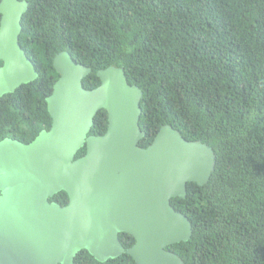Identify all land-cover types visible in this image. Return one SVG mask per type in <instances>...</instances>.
<instances>
[{"label": "trees", "instance_id": "1", "mask_svg": "<svg viewBox=\"0 0 264 264\" xmlns=\"http://www.w3.org/2000/svg\"><path fill=\"white\" fill-rule=\"evenodd\" d=\"M19 44L37 77L0 96V139L32 140L49 128L46 97L58 77L53 56L67 51L96 71L121 66L142 91L139 126L147 146L161 125L207 143L214 169L202 185L172 197L191 234L167 249L184 264H264V0H27ZM1 64V61H0ZM106 109L88 134H102ZM85 152L81 146L75 157ZM63 190L50 201L66 203ZM124 248L134 242L120 232ZM72 264H134L122 252L97 261L79 250Z\"/></svg>", "mask_w": 264, "mask_h": 264}, {"label": "water", "instance_id": "2", "mask_svg": "<svg viewBox=\"0 0 264 264\" xmlns=\"http://www.w3.org/2000/svg\"><path fill=\"white\" fill-rule=\"evenodd\" d=\"M27 8V0H0V96L38 75L19 44ZM52 65L58 77L46 97L49 129L25 143L0 139V264H72L81 249L100 262L125 252L134 264H184L166 246L187 240L191 223L170 199L184 197L187 182L209 179L214 151L170 124L140 146L142 91L123 67L97 69L99 84L85 88L91 69L69 52L56 53ZM100 108L106 130L88 134ZM60 190L68 203L49 202ZM120 232L133 237L130 247Z\"/></svg>", "mask_w": 264, "mask_h": 264}, {"label": "flooded vegetation", "instance_id": "3", "mask_svg": "<svg viewBox=\"0 0 264 264\" xmlns=\"http://www.w3.org/2000/svg\"><path fill=\"white\" fill-rule=\"evenodd\" d=\"M50 127V126H49ZM47 129H49V128H47ZM47 129H42V130H47ZM85 153V152H84ZM83 153V154H84ZM76 154V153H75ZM81 156V155H80ZM80 156H78V157H80ZM78 157H75V155H74V158H78ZM48 201L49 202H56V203H58V204H60L59 202H57V201H50L49 199H48ZM68 203V195H67V198H66V203H64V204H60V205H66ZM75 256V255H74ZM74 258V257H73Z\"/></svg>", "mask_w": 264, "mask_h": 264}, {"label": "clouds", "instance_id": "4", "mask_svg": "<svg viewBox=\"0 0 264 264\" xmlns=\"http://www.w3.org/2000/svg\"><path fill=\"white\" fill-rule=\"evenodd\" d=\"M186 195V194H185ZM167 249V248H166Z\"/></svg>", "mask_w": 264, "mask_h": 264}]
</instances>
